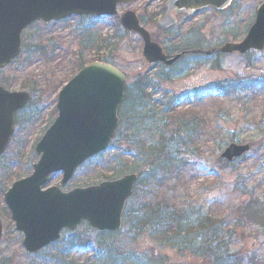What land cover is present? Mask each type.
Wrapping results in <instances>:
<instances>
[{
    "label": "rangeland",
    "instance_id": "1",
    "mask_svg": "<svg viewBox=\"0 0 264 264\" xmlns=\"http://www.w3.org/2000/svg\"><path fill=\"white\" fill-rule=\"evenodd\" d=\"M263 1L236 0L226 12L208 9L193 19L180 18L168 36L159 33L155 26L164 0H133L119 6L118 12L133 10L166 51L172 47L173 44L168 43L173 40H182L181 44L186 45L198 42L194 44L196 47L215 48L225 42L240 41L253 23L257 6ZM154 15L155 20L149 21ZM116 20L115 17H70L61 22L34 23L22 33L26 51L24 48L18 59L0 69V85L10 90H24L30 95L28 104L15 114L14 133L0 156V221L4 227L0 240V264H27L28 261V253L21 245L22 235L14 229L3 202V193L12 182L31 173L32 164L37 159L35 145L57 115L58 91L77 72L78 66L97 56L104 57L108 52L113 63L125 74L129 95L133 83L147 75L158 88L154 99L162 93L182 99L177 112L198 117L199 131H203V135L196 139L195 155L190 158L197 171L183 187H179L180 200L200 206L202 211L212 213L219 220V225L208 227L207 231L212 230L217 235L215 238L222 243V248L239 252L244 257L264 259V228L261 227L264 222L246 220L250 212L258 215L264 212L249 210L246 217L239 218V209L250 199L264 203V92H257L256 86L238 93L221 88V92L214 96L200 100L194 97L184 99L195 90L214 89L220 83L238 80H250L252 85L263 83L264 48L244 55H220L217 58L219 65L214 63L215 55L207 58L196 55L186 56L169 68L161 64L148 66L142 56L141 40L134 33L124 32ZM115 33L120 36L117 40L113 39ZM92 41L94 46L91 47ZM216 90L220 91V85ZM169 120L171 122L173 118ZM229 143H248L250 150L229 168L220 169L215 159ZM112 151L106 150L101 153L102 157L78 167L64 186L60 185L61 173H57L50 177L46 187L56 186L62 191L83 187L89 177L107 173ZM132 156L127 154L125 159ZM236 217L241 220L237 222ZM78 228L82 229V225ZM126 231L127 226L123 225L120 233L123 235ZM149 247L165 254L171 262L169 264H197L200 261L187 253L179 257L175 249L160 248L149 238H138V249ZM89 256L74 252L72 259L81 263Z\"/></svg>",
    "mask_w": 264,
    "mask_h": 264
},
{
    "label": "water",
    "instance_id": "2",
    "mask_svg": "<svg viewBox=\"0 0 264 264\" xmlns=\"http://www.w3.org/2000/svg\"><path fill=\"white\" fill-rule=\"evenodd\" d=\"M132 0H0V67L20 52V32L31 22L59 20L70 15L110 16L118 4ZM233 0H167L165 14L156 22L166 30L176 23L178 14L192 16L212 7L226 10ZM121 25L136 33L143 42V56L150 64L167 60L159 45L139 24L132 11L119 16ZM264 47V1L255 10L253 24L240 42H226L217 51L243 54ZM208 53V52H206ZM125 76L115 67L94 62L81 69L58 92L57 117L35 147L39 155L32 173L15 181L4 194L16 230L22 233V245L35 253L59 238L62 229L75 230L85 221L97 231H118L127 199L132 194L135 174L103 181L66 192L56 186L42 189L51 174L62 173L60 185L72 177L87 159L108 147L117 127V110L123 100ZM28 100L26 92H8L0 86V155L13 133L14 112ZM249 150L248 144L230 143L216 157L221 168ZM3 228L0 222V238Z\"/></svg>",
    "mask_w": 264,
    "mask_h": 264
},
{
    "label": "trees",
    "instance_id": "3",
    "mask_svg": "<svg viewBox=\"0 0 264 264\" xmlns=\"http://www.w3.org/2000/svg\"><path fill=\"white\" fill-rule=\"evenodd\" d=\"M113 36L114 40L120 38L118 33ZM88 40L90 41V38ZM90 46H94L93 41ZM219 56L220 54H215L214 63L217 65ZM95 58L88 63L97 59L117 67L109 52L104 57ZM84 65L78 66L77 71ZM252 83L250 80L220 83L217 85H220V91L216 90V86L211 90L216 92L215 94L221 92V88L238 93L256 86L257 92L264 91V82L254 85ZM150 88L152 91L157 89L154 80L147 75L133 83L130 95L126 88L123 102L117 111L118 126L110 142L109 150L113 151L108 161L110 165L107 173L100 177H89L90 179L82 184L93 185L128 173L137 175L132 195L122 213V226H127V231L123 235L120 231L98 232L82 223V229L65 231L66 236L31 256L27 264L171 263L165 254H160L156 249H138L139 237L151 239L160 248L175 249L179 257H183L185 253L198 257L200 261L197 264H264V259L244 257L239 252H228L225 247L222 248V243L215 238L217 235H214L212 230L207 231L208 227L219 225V220L213 217L212 213L202 211L200 206L180 200V194L177 193L179 187H183L184 182L197 171L190 158L195 155L196 139L203 135V131H199L200 121L196 115H181L174 109V98L161 94L151 102L152 93L148 92ZM195 94L194 91L188 96H201L200 93ZM209 96L213 94L210 93ZM170 117L173 118L171 122ZM127 154H132V158L125 159ZM100 157L102 154L94 159ZM92 160L93 158L85 163L89 164ZM259 202L250 199L247 205L239 209V218L248 215L249 210L264 212V203ZM263 214L250 212L249 216L245 217L248 222H264ZM239 218L236 217L237 222L241 220ZM261 227L264 228V224ZM74 252L90 256L78 263L72 259Z\"/></svg>",
    "mask_w": 264,
    "mask_h": 264
},
{
    "label": "flooded vegetation",
    "instance_id": "4",
    "mask_svg": "<svg viewBox=\"0 0 264 264\" xmlns=\"http://www.w3.org/2000/svg\"><path fill=\"white\" fill-rule=\"evenodd\" d=\"M169 45H170V43H168ZM197 44V43H196ZM200 46H198V48H199ZM172 47H168L167 48V51L165 50L164 52H165V54H166V52H167V55L168 56H171V57H173V56H175V55H177V54H180L181 53V56H180V58L177 60V62H179L180 60H181V58L185 55L184 54V51L185 50H178V51H174L173 50V52H171L170 54L168 53V51L171 49ZM195 49H197V47H196V45H195ZM197 51H201V50H197ZM183 59V58H182Z\"/></svg>",
    "mask_w": 264,
    "mask_h": 264
}]
</instances>
